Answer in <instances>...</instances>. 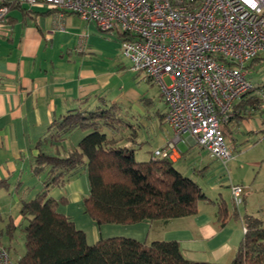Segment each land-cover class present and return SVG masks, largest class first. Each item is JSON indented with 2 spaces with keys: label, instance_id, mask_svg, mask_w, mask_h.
<instances>
[{
  "label": "crops",
  "instance_id": "1",
  "mask_svg": "<svg viewBox=\"0 0 264 264\" xmlns=\"http://www.w3.org/2000/svg\"><path fill=\"white\" fill-rule=\"evenodd\" d=\"M47 9L50 8L16 7L8 24H0V180L7 179L9 185H16L13 191L2 192L0 196L6 203L0 204V209L9 207L8 213L14 215L16 225L25 221L20 213L22 201L30 200L43 187L46 172L33 175L32 160L39 152L38 141L47 134L54 118L74 108H93L104 101L118 103L134 113L133 121L137 125L134 140L124 139L119 143L132 145L140 160L149 159L153 149L164 145L170 135L162 94V101L158 102L151 92L154 83L145 73L129 69L130 62L122 55L119 40L76 13L56 9L41 13ZM252 96L255 95L247 93L235 102L234 115L225 126L226 139L257 137L264 142V113L260 110L263 101L254 108L247 100ZM235 109L239 115H235ZM85 134L82 129L74 128L60 140L46 142L44 148L66 155L78 146ZM108 134L111 135L109 131ZM187 142L189 146L197 145L190 138ZM228 146L233 153V145ZM194 152L182 147L175 166L197 181L212 200L223 197L232 212L233 206L223 187L230 190L232 183L253 185L256 181L253 167H244L242 176L235 181L231 174L221 176L229 169L223 162L209 164L199 160L196 164L192 160L189 164ZM208 189L214 195L219 191L220 196H210ZM89 192L87 167L81 166L64 183L54 186L50 194L56 199L66 198L58 210L85 231L90 244L112 236L133 237L144 242L177 240L189 259L230 264L245 232L241 218L230 217L221 226L217 204L204 200L199 201L198 211L192 215L97 224L86 213L84 198ZM244 200V209H238L240 214L257 215L248 199Z\"/></svg>",
  "mask_w": 264,
  "mask_h": 264
},
{
  "label": "trees",
  "instance_id": "2",
  "mask_svg": "<svg viewBox=\"0 0 264 264\" xmlns=\"http://www.w3.org/2000/svg\"><path fill=\"white\" fill-rule=\"evenodd\" d=\"M52 11L53 8H50L41 13ZM260 59L264 57H255L247 67ZM247 100L254 108L261 103V98L257 96ZM239 114V110L235 109V115ZM135 117L134 113L118 103L104 101L93 108L70 109L52 120L47 134L38 141L39 152L32 160L33 175L40 176L46 172L42 179L43 187L30 200H23L20 207L25 220L22 227L25 250L19 262L219 264L187 258L177 240L144 242L133 237L112 236L88 243L85 231L77 228L69 216L58 210L59 204L65 203L66 198L56 199L50 194L54 186L64 183L81 166H86L90 192L84 198V204L86 213L97 224L134 223L145 219L192 215L197 213L199 201H210L218 206L221 226L234 217L241 218L246 228L230 264H264V220L261 217L250 213L241 215L235 204L230 212L223 197L212 200L197 181L175 166L173 160L153 157L152 154L149 159L140 160L132 145L119 143L124 139L134 140L137 130L133 121ZM74 128L86 132L74 150L62 156L44 148L46 142L60 140ZM3 185H8L7 179L0 180V187ZM17 226L10 217L7 226L9 236L13 235Z\"/></svg>",
  "mask_w": 264,
  "mask_h": 264
},
{
  "label": "built area",
  "instance_id": "3",
  "mask_svg": "<svg viewBox=\"0 0 264 264\" xmlns=\"http://www.w3.org/2000/svg\"><path fill=\"white\" fill-rule=\"evenodd\" d=\"M37 4L94 22L119 40L131 71L159 86L170 135L153 157L175 161L189 138L223 162L233 157L224 128L254 87L247 65L264 57V0H0V24ZM244 192L231 185L235 206ZM0 264L21 263L0 243Z\"/></svg>",
  "mask_w": 264,
  "mask_h": 264
},
{
  "label": "rangeland",
  "instance_id": "4",
  "mask_svg": "<svg viewBox=\"0 0 264 264\" xmlns=\"http://www.w3.org/2000/svg\"><path fill=\"white\" fill-rule=\"evenodd\" d=\"M36 8H44L43 5H34ZM248 77L253 79L254 87L251 89V91L248 94H253L255 96H258L262 99L263 104L260 106V110L262 113H264V59H260L258 61H255L252 65L248 67ZM167 82H170V78L167 76L165 78ZM258 91V92H257ZM151 92L152 96L156 97V100L158 102L160 101V88L157 84H152L151 86ZM257 93V94H255ZM142 102L144 99H141ZM225 134L228 135V131L226 128H224ZM235 140V139H234ZM232 140L231 137H228L227 143L233 147V157H231L230 160L223 162L220 159L213 158L205 149L198 147V145H192L189 146L188 142L183 141L179 143L180 149L183 147L186 151L194 150L195 152L190 155L189 161L192 160L197 162L199 160L203 161L204 163L209 164H218L220 162L225 163V166L228 167V170H225V174L222 173L221 176H225L228 174H231L232 180L237 181L238 176H242L240 172L243 171L244 167L248 166L249 168L253 167L252 170L255 174L256 181L253 183V185L249 187H245L244 192V199H248V201L251 204V210L257 214V216L261 217L264 220V142H261L258 140L257 137H251L248 140H240L236 139L235 141ZM194 156V157H192ZM139 159V157H137ZM180 157H178L176 160H178ZM175 160V161H176ZM190 164V163H189ZM180 167L182 165H179ZM219 176V175H218ZM257 176V177H256ZM233 184V183H232ZM230 184V186L232 185ZM241 184V183H240ZM243 185V184H242ZM16 186V185H15ZM15 186L8 184L3 185L0 187V195H2V192L5 193L7 190L13 191L15 189ZM224 192L227 193V200L230 202L232 206H234L233 198L231 194V189L229 190L227 186L223 187ZM208 194L210 196H220L219 191L213 194L214 191L211 189H208ZM218 190V188H217ZM221 190V189H220ZM230 191V193H229ZM213 192V193H212ZM2 199V197L0 196ZM6 201L3 199L0 200V204H5ZM245 200H243L242 204H239L237 208L239 210L244 209ZM9 207L7 209L1 208L0 209V241L3 245L9 248L11 256L14 260H18L19 257L23 254L25 250V239H24V232L22 230V227L24 226L23 221L21 225H18L13 230V235L9 236L7 232V226L9 223L10 217L14 219V215L10 216ZM12 210V209H11ZM10 210V211H11ZM15 214V213H14Z\"/></svg>",
  "mask_w": 264,
  "mask_h": 264
}]
</instances>
